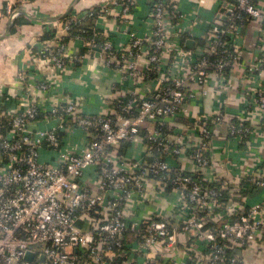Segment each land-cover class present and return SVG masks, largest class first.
<instances>
[{
	"label": "built area",
	"instance_id": "obj_1",
	"mask_svg": "<svg viewBox=\"0 0 264 264\" xmlns=\"http://www.w3.org/2000/svg\"><path fill=\"white\" fill-rule=\"evenodd\" d=\"M136 2L112 0L54 24L35 57L49 71H62L83 57L67 48L68 41L81 38L87 52L99 51L105 67L138 82L155 79L148 95L131 90L113 99L104 114L81 113L71 101L42 108L35 97L49 91V83L20 73L14 103L0 101V264H242L231 251L264 243V195L247 207L222 194L227 181L220 191L205 184L218 180L214 129L222 126L225 135L245 144L251 125L240 118L235 124L220 112L210 119L213 130L201 121L171 130L197 95L191 84L206 95L211 74L227 82L226 71L241 66V26L264 22V9L259 0H218L203 45L192 50L171 29L184 18L170 4L175 0H152L148 33L130 35L123 46L71 35L74 25L108 12L125 23ZM13 14L10 3L0 7V23ZM243 72L253 82L240 94L244 104L264 113V47ZM75 131L84 135L79 149L64 141ZM135 142L143 152L127 158L120 149ZM168 158H184L190 170ZM238 178L237 184L247 181L264 193V162ZM165 192L177 196L170 217L156 211L140 216L139 203Z\"/></svg>",
	"mask_w": 264,
	"mask_h": 264
},
{
	"label": "crops",
	"instance_id": "obj_2",
	"mask_svg": "<svg viewBox=\"0 0 264 264\" xmlns=\"http://www.w3.org/2000/svg\"><path fill=\"white\" fill-rule=\"evenodd\" d=\"M110 1L112 0H0V7L6 3L14 6V14L0 23V101L5 105L14 103L13 98L21 90L18 81L20 73L34 79L44 77L49 83V91L35 97L40 107H48L57 101H71L85 114L110 112L111 101L131 90L145 96L155 89V79L138 82L115 69L105 67L99 58V51L87 52L83 39L78 37L68 41V54L83 57L69 61L64 70L49 71L43 61L36 59L35 52L40 45L41 36L48 29L54 28V24L62 22L67 15H81ZM136 1V6L125 23L115 21L109 12L103 16L86 18L82 23L98 33L100 40L108 38L116 48L123 46L129 41L130 35L143 37L149 30L148 15L152 0ZM217 1L204 0L201 3L199 0H175L176 7L184 18L175 22L171 29L180 38L181 35L186 36L185 47L187 40L192 41L191 47L186 48L192 50L202 43L208 24L216 19L219 6ZM259 5L264 9V0H259ZM118 9L120 6H117ZM18 18L28 22L16 25L15 31L11 32ZM258 37L264 38V22H249L239 40L241 66L230 73L227 82L211 74L206 95L199 94L197 85L191 84L190 88L197 91V95L186 105V111L171 129L180 131L195 121L208 122L220 112L228 118H240L251 125L252 130L244 145L240 140L225 135L224 127H216L212 146L217 177L227 181L228 192L233 194V199L247 207L260 202L264 195L260 189L250 195H241L238 192L241 184H237L238 177H243L264 162V113H260L254 105H245L240 95L243 89L253 85L250 79L243 77L246 75L243 69L254 63ZM192 136L197 139L195 135ZM64 141L68 147L79 149L84 144V135L75 131L65 135ZM143 149L142 143L135 142L123 145L120 150L127 158H139ZM168 162L185 171L190 170L191 165L184 158L169 159ZM161 196L163 200L160 199ZM148 199L138 205L140 216H148L156 211L162 216L170 217L175 209L177 196L168 192L162 195L154 193ZM131 240L132 237L129 241ZM240 254L242 264H264V243L258 247H246Z\"/></svg>",
	"mask_w": 264,
	"mask_h": 264
},
{
	"label": "trees",
	"instance_id": "obj_3",
	"mask_svg": "<svg viewBox=\"0 0 264 264\" xmlns=\"http://www.w3.org/2000/svg\"><path fill=\"white\" fill-rule=\"evenodd\" d=\"M170 4L171 5H175V3H173V2H170ZM95 10H97V8H95ZM71 15H67L64 19H63V21H62V23L63 22H65L69 17H70ZM96 16V15H95ZM94 16V17H95ZM28 22V21H27ZM26 21H24V20H22V19H20V18H18L16 21H15V24H14V26L11 28V32H14L15 31V26L16 25H18V24H26L27 23ZM224 22V21H223ZM249 22H245V23H243L242 24V26H241V30H242V32H243V30H244V28L247 26V24H248ZM54 29L52 28V29H48L46 32H44V34L41 36V38H40V40H44V39H47V38H49L52 34H54ZM96 32H94L93 31V29H90L87 25H86V23H81V24H76V25H74L73 27H72V29H71V35L72 36H75V35H80V36H86L88 39H92V37H94V39L97 41V42H99V43H101L102 42V40H100L99 39V35H98V33H96V36L94 35ZM185 40H186V36L185 35H181V43H183V42H185ZM203 41H204V39H202V43H203ZM261 41H263L262 40V37H258V39H257V47H258V49H261L262 47H264V44H263V42H261ZM201 42H200V44L199 45H203ZM198 45V46H199ZM230 76V71L229 70H227L226 71V73H225V77L226 78H228ZM229 121H232L233 123H235V124H237V122H238V118H227ZM210 121H211V123H210ZM210 121H208V122H203L204 124H205V126L209 129V130H213L214 128H215V124L214 123H212V120H210ZM243 124H245V125H250L248 122H246V121H244V123ZM142 135H144L143 133H141ZM214 135V134H213ZM229 137V136H228ZM126 144H128V143H126ZM242 145H244V144H242ZM246 146V145H245ZM170 158H168L167 160H169ZM175 167H178V166H175ZM222 182H223V180L222 179H220V178H218V180L216 181V182H214V183H205L207 186H209V187H212V188H214L215 190H218V191H220V188H221V184H222ZM258 190V188H255L252 184H250L249 182H247V181H242V183H241V186H240V189L238 190V192L241 194V195H250V194H252L254 191H257ZM225 194L226 193V198H228V195H229V193H228V190L227 191H223L222 192V194ZM238 203V202H237ZM209 226H211V227H214L213 225H209ZM231 253L232 254H239V255H241L240 254V252H239V250H233V251H231Z\"/></svg>",
	"mask_w": 264,
	"mask_h": 264
},
{
	"label": "water",
	"instance_id": "obj_4",
	"mask_svg": "<svg viewBox=\"0 0 264 264\" xmlns=\"http://www.w3.org/2000/svg\"><path fill=\"white\" fill-rule=\"evenodd\" d=\"M191 43H192L191 40H187V41H186V47H191ZM31 257H32V255L28 252V253L26 254V258L31 259Z\"/></svg>",
	"mask_w": 264,
	"mask_h": 264
},
{
	"label": "rangeland",
	"instance_id": "obj_5",
	"mask_svg": "<svg viewBox=\"0 0 264 264\" xmlns=\"http://www.w3.org/2000/svg\"><path fill=\"white\" fill-rule=\"evenodd\" d=\"M160 199L163 200V199H162V196L160 197ZM154 207H157V206H154Z\"/></svg>",
	"mask_w": 264,
	"mask_h": 264
}]
</instances>
